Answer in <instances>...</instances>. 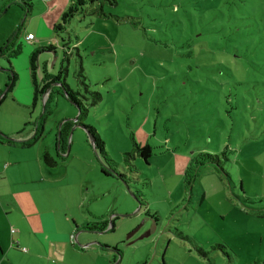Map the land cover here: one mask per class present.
<instances>
[{
	"label": "rangeland",
	"instance_id": "obj_1",
	"mask_svg": "<svg viewBox=\"0 0 264 264\" xmlns=\"http://www.w3.org/2000/svg\"><path fill=\"white\" fill-rule=\"evenodd\" d=\"M30 1L28 13L19 0H0V133L41 134L32 149L0 143V264H264V0H118L105 3L108 17L75 16L61 33L53 29L71 0ZM45 23L48 38L39 35ZM34 53L39 83L47 65L81 95L80 119L61 85L51 86L43 122L44 102H20L34 93ZM66 121L78 123L68 156L59 148ZM79 124L97 131L130 190ZM136 144L153 156L147 164L135 154L132 176L126 154ZM202 153L218 155L223 171L206 165L186 179ZM41 214L57 234L40 235ZM74 215L80 226L108 228L72 234L74 250L62 244ZM51 236L53 250L66 248L60 259L46 250Z\"/></svg>",
	"mask_w": 264,
	"mask_h": 264
},
{
	"label": "trees",
	"instance_id": "obj_2",
	"mask_svg": "<svg viewBox=\"0 0 264 264\" xmlns=\"http://www.w3.org/2000/svg\"><path fill=\"white\" fill-rule=\"evenodd\" d=\"M22 5L25 7V10H27L28 13H30L32 11V3L30 0H19ZM105 3H107L108 5H110L111 7L116 6L118 4V0H71V5L69 6L68 11L64 14L63 17V23L62 24H58L54 27V31L56 33H61L62 31L65 30V27L71 22V20L75 17V16H84L85 14L87 15H98L100 17H108L104 14V5ZM89 7H91L89 10H87ZM97 7V8H96ZM17 38V36L14 37L13 41L11 42V53L10 56L8 57L9 59V64L12 67V64L10 62V59L19 57L22 53V45L21 44H17L15 43V39ZM9 50V47L6 49ZM46 50L50 51H55L56 48H54L53 46H50L48 48H46ZM2 53V52H1ZM36 62V54H32L31 60H30V68L32 69L33 72V79L36 81V76H37V71H38V67L35 65ZM217 65H221L220 63H217ZM11 72L14 75V78H16L17 74L14 72V68H11ZM42 75H43V79L41 80V83H37L34 82L35 84V94H34V101L37 102L39 100H42V98L49 93V91L52 89L51 86L54 84H61L62 86V92L61 94L66 97L69 101H71L73 104H75L76 106L79 107V111H80V117L83 116V114H85L87 112V109L85 108V105H83L82 100H80L78 97L81 98V95L75 91H73L70 86L66 83L65 81H62L61 77H54L52 76L49 72H48V68L47 65L42 66ZM81 76L84 78V80L86 79L85 76L83 75V67H81ZM86 93H90V95L92 97H94L93 99L96 100H101V95L91 92V91H86ZM51 96V94H50ZM86 98V97H83ZM48 105H49V100L47 102V104L44 106V114L43 117L41 118V121L43 122L47 115L50 114V112H48ZM76 125L78 123H75ZM74 123L70 122V121H66L61 129V137H60V150L65 154L67 153V149H68V140L70 138V135L72 134V128L75 125ZM79 126H83V124H79ZM88 132H90V135L92 137H96L97 140L99 141V145H97L96 151H98V153L100 154V156H102V159L104 160V164L109 167L112 168L114 172L118 173V178L122 181L125 182V184L127 185V187H129V174L127 172L124 171V173H119L118 170L114 169L115 166L113 164L114 161L112 159L109 158L106 150H105V145L101 140L100 135L97 133V131L91 127H87V126H83ZM36 133L34 134V136L28 140H24V141H12L10 139V137H6V136H0V143L3 145H7L10 147H17L20 149H30L32 148L37 141L39 140V138L41 137L40 131L38 126L36 127ZM140 155L147 164L150 163V159L153 156V151L152 148L147 145L144 148H141L139 145H135V149L133 150L132 153H127L126 154V161L129 165V169L132 174V176L136 175V167L134 166V164L130 161V159L137 154ZM43 160L45 163V166L47 167V169H53L56 167L57 163L55 161V158L51 155V153H49L48 151H45L43 154ZM225 162H223L221 160V158L218 155H212V154H208V153H202L200 154V156L195 157L193 160V163L189 166V168L187 169V173H186V179H187V175L189 178L194 177L193 174H195V171L198 170V168L202 167V166H206V165H212L214 166L216 169L218 170H222L223 171V164ZM103 174H105L106 176H111L110 172L107 171V169H105V167L102 169ZM134 196L138 199V201L140 202V204L143 206L144 200L142 198V196H140V194L135 193ZM108 228V224L107 222H103L100 224H91L88 223V225H85L83 227L84 230L86 231H96L98 233H102L104 232L106 229ZM114 227H112L111 229H113Z\"/></svg>",
	"mask_w": 264,
	"mask_h": 264
},
{
	"label": "crops",
	"instance_id": "obj_3",
	"mask_svg": "<svg viewBox=\"0 0 264 264\" xmlns=\"http://www.w3.org/2000/svg\"><path fill=\"white\" fill-rule=\"evenodd\" d=\"M51 27H52V24H50V23H45V25H44V27H43V29L42 30H39V35L40 36H45L46 34H51ZM29 34H32V33H28V35ZM27 37V36H26ZM43 37H40V38H43ZM46 38H48L47 36H45ZM51 39H53V37L51 38ZM50 39V40H51ZM55 40V39H54ZM35 41H36V39H35ZM34 41V42H35ZM56 41V40H55ZM34 42H32V43H34ZM43 79V77L41 78V80ZM34 82H37V83H39L38 82V77H36V81L34 80L33 81V86H34V93H33V95L32 96H29V99L27 98V101H20V102H23V103H29V104H31L32 106H33V108H37V106H38V104H39V101H37V102H35L34 101V94H35V83ZM25 87L27 88V89H30L31 88V82L30 81H28L26 84H25ZM46 96V95H45ZM45 96L42 98V100H40V101H42V102H46L47 101V99L45 98ZM17 98L18 99H20L19 98V96H17ZM46 99V100H45ZM44 105V104H43ZM34 127V126H33ZM37 127V126H36ZM36 131V128H32V130H30L27 134L26 133H20V134H18V135H16V136H13L14 138H16V139H18V140H20V141H24V140H28V139H30V138H32L33 136H34V134L36 133L35 132ZM10 147V146H9ZM34 147V146H33ZM32 147V148H33ZM12 148H17V147H12ZM32 148H30V149H32ZM17 149H20V148H17ZM45 151H48L49 153H51L48 149H45L44 150V152ZM44 152H43V154H44ZM52 155V154H51ZM53 156V155H52ZM46 167V166H45ZM47 168V167H46ZM49 171H51L52 169H48ZM78 218H79V216H73L72 217V219H70L69 217H67L66 218V220H65V222H64V224H65V226H64V228H65V231H66V235H67V237H65L64 238V240L62 241L63 243L62 244H67L68 245V247H71L72 249H74V250H76L77 248L75 247V245L73 244V242H72V234H74L73 235V237L74 236H77V239H79V233H80V231H83L84 229H83V226H80L81 225V223H80V221H78ZM40 220H41V232H40V235L42 236V237H46V236H50L51 234H53L52 233V231H53V229H56V234H57V228H55V227H57V225H56V223L53 221V217L50 219V222L47 224V227H46V225H45V223H44V221H43V218H42V214L40 215ZM73 222V223H72ZM86 222H88V221H86ZM83 224V223H82ZM80 230V231H79ZM15 233V232H14ZM13 233V234H14ZM54 236V235H53ZM23 233L22 232H20L19 233V237H18V239L16 240V244L17 245H22L23 244ZM54 237H56V236H54ZM52 241V236L50 237V239H49V241L46 243V250H48L49 249V251H48V255L50 256V257H53V258H56V259H60L61 257H62V255H63V252H64V250L66 249L64 246H57V248L56 249H54L53 250V247H54V245L53 246H51V244L52 243H50ZM69 243V244H68ZM20 249V251H22V249H26L27 250V252H28V249L27 248H25V247H23V248H19ZM23 252V251H22ZM26 253V252H25ZM30 258L27 260L29 263H32V257L31 256H29Z\"/></svg>",
	"mask_w": 264,
	"mask_h": 264
},
{
	"label": "water",
	"instance_id": "obj_4",
	"mask_svg": "<svg viewBox=\"0 0 264 264\" xmlns=\"http://www.w3.org/2000/svg\"><path fill=\"white\" fill-rule=\"evenodd\" d=\"M52 53H54V52H52ZM10 72V71H9ZM13 78H14V75L12 76ZM55 85H57V86H59V85H61V84H55ZM47 95V94H46ZM47 98V97H46ZM44 106H45V103H44ZM83 127V126H82ZM84 128V127H83ZM0 136H5V135H3L2 133H0ZM6 137H8V136H6ZM9 138V137H8ZM12 141L14 140V139H12V138H10ZM15 141V140H14ZM92 141H93V143L95 144L96 143V139L94 138V137H92ZM70 151H71V147H70V145L68 146V149H67V156L70 154ZM114 172V171H113ZM128 189H129V187H128ZM130 190V189H129ZM139 210H140V208H139Z\"/></svg>",
	"mask_w": 264,
	"mask_h": 264
},
{
	"label": "built area",
	"instance_id": "obj_5",
	"mask_svg": "<svg viewBox=\"0 0 264 264\" xmlns=\"http://www.w3.org/2000/svg\"><path fill=\"white\" fill-rule=\"evenodd\" d=\"M35 39H36V38H35V36H34L33 34H29V35H27V37H26V41L29 42V43L34 42ZM48 95H49V93L45 96V98L48 97ZM46 99H47V98H46ZM46 99H45V100H46ZM13 232H14V231H13ZM22 251H23V252H27L26 249H22Z\"/></svg>",
	"mask_w": 264,
	"mask_h": 264
}]
</instances>
